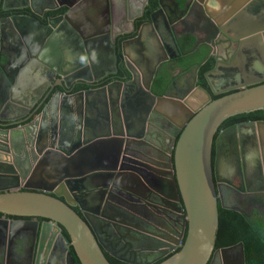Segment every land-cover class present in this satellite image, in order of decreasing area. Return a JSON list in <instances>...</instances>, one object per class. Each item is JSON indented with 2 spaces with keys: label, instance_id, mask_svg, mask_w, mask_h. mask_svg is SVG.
<instances>
[{
  "label": "water",
  "instance_id": "water-1",
  "mask_svg": "<svg viewBox=\"0 0 264 264\" xmlns=\"http://www.w3.org/2000/svg\"><path fill=\"white\" fill-rule=\"evenodd\" d=\"M10 1L28 13L13 17L11 26L0 22V213L35 219L0 222L4 232L20 225L32 234L29 258L27 239H17L20 264H77L70 247L80 264H111L107 253L129 264H154L177 243L181 250L159 264H215L221 258L246 264L242 244L234 258V246L215 250L219 202L236 209L225 204L231 192L264 195V120L220 127L231 117L264 110V17H254L264 0H223L229 9L219 14L197 0L207 26L224 43H237L245 64L236 74L237 54L228 64L217 57L207 76L211 92L199 86L183 99L152 91L160 55L167 58L169 50L161 34L166 19L151 15L135 37L117 45L125 22L136 30L133 10L143 13L149 0H121L118 17L114 1L101 0L105 29L83 28L79 21L89 0H0V12ZM155 1V15L162 14L163 0ZM190 1H180V19L191 15ZM184 36L172 34L177 49ZM193 36L196 47L209 41ZM120 70L122 77L105 87L73 92L78 83H97ZM214 74H227L224 88L211 81ZM223 92L228 93L212 99L211 93ZM230 130L238 137L233 147L240 171L232 174V168L223 177L232 164L222 167L218 150ZM96 218L105 219L104 225H96Z\"/></svg>",
  "mask_w": 264,
  "mask_h": 264
},
{
  "label": "flooded vegetation",
  "instance_id": "flooded-vegetation-1",
  "mask_svg": "<svg viewBox=\"0 0 264 264\" xmlns=\"http://www.w3.org/2000/svg\"><path fill=\"white\" fill-rule=\"evenodd\" d=\"M114 1V5L117 8L116 10V17L121 16L123 14V7L121 6V0H113ZM180 1H184V0H163V8H162V14L159 15H155V12L159 11V5L157 3V1L155 0H149L147 4H145L143 6L144 11L142 13V10H140L139 8L136 10H133L134 15H138L139 17L135 20V25H136V30L133 32L132 28L130 26L129 22H123L125 25H123L124 28V34L118 36L117 38V45L120 48V41H124L127 39H131L133 37H135L137 30H139V28L146 22L149 20V17L151 15H154L155 18L158 17L159 20H161L163 23L164 21L162 19H166L167 21V25H165V23L163 24L162 28H161V34L162 37L164 39V41L168 44V55L167 58L164 57V55H160V59L162 60L161 62V67L160 70L156 73L155 78L153 80V84H152V91L153 93L157 94V95H165L168 94L169 96H173L175 98H180L183 99L186 96H188L189 94H191L195 88H198L199 86L205 87L206 89H208L210 91V86L208 84V79L207 76L209 75V73L214 70L217 66V61L215 60L217 57L220 60H224L225 64L230 63L235 55L237 54L238 50L240 49V46L237 43H231V42H223V38L221 36V34L217 31H215L214 29L210 28L207 26V18L206 16L203 14V10L201 8L200 3H198V1L193 0V2H189L188 6H190V13L191 15L189 17L184 16V18H181V15L183 14V3ZM223 0H205V10H209V11H214V13L219 14L225 7L227 8V10L229 9V6H225L226 3L222 2ZM180 2V5H179ZM23 4V3H22ZM117 4V5H116ZM178 4V8L176 7V5ZM134 5L136 7H138L139 3H134ZM12 6H14L15 8H13ZM18 5V2L15 1H10L9 3L6 4V7L9 8L7 10H1L0 12V22H2V24L4 26H11L10 25V21L13 17H16L17 15H26L27 13H21V11L26 10L25 8L23 9H19L16 8ZM1 7H4V4H1ZM257 12L254 15V17L256 19L258 18H263L264 17V7L262 8L261 6L257 5ZM219 11V12H218ZM57 12V11H54ZM57 15V14H55ZM52 15V16H55ZM195 15V16H194ZM49 16H51L50 12H46L45 16L42 17V20H46ZM206 21H205V20ZM261 20L258 21V23ZM102 22H106V19H103ZM106 27V23L102 26H100V28H104ZM130 31V32H127ZM182 33L185 34L187 37H194L193 35H195L196 37H198L199 40L205 41V40H209L207 43H200V45H198L196 47V42L193 46L191 47H187L185 44V36L181 37V45L179 47V49H177V47L175 46V44H173L172 41V34H177V33ZM195 38V37H194ZM196 39V38H195ZM155 47H158V45H154ZM108 46L106 44L105 49H107ZM166 48V49H167ZM252 59L255 60L253 57V55L251 54ZM240 54H237L234 63H235V73L236 74H242L243 72V67H244V61L242 59L239 58ZM121 58L119 59L120 62ZM211 61L214 62L213 67L210 70H207L203 73V77H201V72L203 70V68L208 64L211 63ZM170 69H173L174 72H169ZM222 71H224L225 73L227 72L224 68L222 69ZM123 75L122 71L120 70L119 73L117 75H113L110 76L109 78L107 77L106 79H103L100 82L97 83H93L90 84V88L86 89V90H90V89H100L102 87L107 86L108 84H110L115 78V76H117V78H121ZM227 76V74L222 75V74H214V76L210 77L211 81L214 84H217V86L219 87V89L224 88L226 86V81H225V77ZM229 76V74H228ZM251 77L247 78L250 79ZM109 80L106 84H103L104 81ZM130 80V78L128 79ZM79 84V83H78ZM165 84V85H164ZM60 90L59 87H57L55 91ZM211 92V91H210ZM228 92H223V93H219L218 95H214L213 93H211L212 95V99H215L216 97H220L223 96L224 94H227ZM28 120L25 121H16V122H9V123H5L7 128H10V126L16 127L21 125V124H27ZM30 122V121H29ZM247 122V121H244ZM242 123V122H239ZM239 123H235L232 125H237ZM232 125H228L225 128H222V130L228 129L230 127H232ZM175 131H178L177 129H175ZM238 139L236 132H233V130H230L224 140V145L221 146L220 144V148L218 150L219 156L222 157L221 159L225 158L226 161H229L228 163H231L232 165H225L227 166L228 170H224V172L222 173L221 176L226 177V174H229L233 168L234 172L232 174H237L239 173L238 169H237V165H236V157L235 155L238 154V149L236 150L233 145L235 143V141ZM224 147V148H223ZM217 151L214 150V154H216ZM232 161V162H231ZM231 174V173H230ZM229 176V175H228ZM235 175H232V177ZM147 179L149 178V176L146 174ZM8 183L10 184H15L17 182V180H15L14 178H9L7 179ZM251 181V182H250ZM249 182L253 185V188L257 189L258 185L256 183L253 182L252 179L249 178ZM111 198H114L113 194H110ZM258 198V199H257ZM262 200V201H261ZM264 195L262 193L259 192H254L251 196L246 197L245 199H239L238 201V205H236V207L238 209H246L248 211L251 212V210L256 207L257 205H262V207H264ZM254 202V204H252ZM78 210V207L76 208ZM0 219L5 221V220H9V221H13V220H20V219H35V218H14L11 216H7V215H2L0 216ZM97 220L95 221V224L101 227V224L104 225V223H102L103 221H105V219L103 218H96ZM39 222H43V219H38ZM175 222L178 224L179 223V219L177 217H175ZM181 224H183V222L180 220ZM4 225L3 222H0V264H20L21 262L18 260L20 254L18 253V245H17V239L18 238H22V239H27L25 242V255L30 256V251L31 250V244L33 243V237L32 234L30 232L27 231H23L20 229L22 228V226L18 225V226H12L11 229L9 227V230L6 229V231L4 232ZM19 228V232L18 231ZM170 229L175 231V224L172 223V225L169 227ZM168 228V229H169ZM177 230V229H176ZM10 231V232H9ZM17 232V233H16ZM167 232V231H166ZM181 232V229L179 230L178 233ZM99 234H102L100 231H98ZM168 234L169 231H168ZM179 239V238H178ZM180 247V243L175 244L172 249L170 250V252L166 255L168 256L169 254L175 252L177 250V248ZM236 247L233 252H230V257L234 258V256H236L239 253V248L238 245L234 246ZM111 250L113 252H116V254L118 255H123L124 250H119L116 251L113 247H111ZM110 254V253H109ZM225 258H221L219 263H215V264H225ZM228 258L226 259V262L228 264ZM26 264H30L27 260Z\"/></svg>",
  "mask_w": 264,
  "mask_h": 264
},
{
  "label": "trees",
  "instance_id": "trees-1",
  "mask_svg": "<svg viewBox=\"0 0 264 264\" xmlns=\"http://www.w3.org/2000/svg\"><path fill=\"white\" fill-rule=\"evenodd\" d=\"M21 13H28V10H23L21 11ZM50 14L55 15L57 14V12H50ZM184 42L187 47H191L195 44L194 38L189 36L185 37ZM213 65H214L213 61H211V63H208L203 68L201 72V77H203V73L207 70H210L213 67ZM108 81L109 80L104 81L103 84H106ZM88 88H90L89 84L79 83L75 85L73 92L79 90H86ZM42 107L38 109L37 113L41 111ZM258 120H264V110H259L251 113H244L231 117L221 125L220 130L222 128L227 127L228 125H232L235 123L244 122V121H258ZM29 121L30 119L27 122ZM11 127L12 126H10V128ZM2 215L3 214L0 213V216ZM62 233L63 236L66 239H68V241H70V237L64 228H62ZM185 240H186V233L183 237L182 245L184 244ZM239 244L243 245L246 264H264V212L260 213L257 210H253L250 212L246 209L226 208L223 207L222 204L219 202V228L217 231L215 250L226 247L237 246ZM181 247L177 248L175 252H173L172 254L168 255L167 257L161 259L160 261L154 264L161 263L162 261L173 255L174 253L180 251ZM70 252L73 258L75 259L76 263L80 264L79 259L73 247H70ZM106 255L109 261L111 262V264H129L120 261L119 259L111 256L109 253H107Z\"/></svg>",
  "mask_w": 264,
  "mask_h": 264
},
{
  "label": "crops",
  "instance_id": "crops-1",
  "mask_svg": "<svg viewBox=\"0 0 264 264\" xmlns=\"http://www.w3.org/2000/svg\"><path fill=\"white\" fill-rule=\"evenodd\" d=\"M89 1L90 2H88L87 5H85V8L82 9V11L79 12L78 19H79V21L82 22L83 28L86 27V24H89V25L93 26L94 29H98V28H100V26H102V24H103L102 21H103V19H105V16H106L105 12H104L105 3L103 1L100 2L101 0H89ZM220 143H221V146L225 144L223 141H221ZM221 158L222 157H220V165L222 167H224V165H226L225 163L228 162V161H226L225 158H223V159H221ZM244 195L238 194L236 192H231V196H230V194H228L226 196L225 204H227L229 206H236V205L239 204L238 203L239 199H245L246 197L251 196L252 194H250V195L246 194L245 196ZM88 204H89L88 205L89 207H92V206L94 207L95 206V200L94 199H90ZM252 204H254V202ZM253 210H257L258 212L262 213V212H264V207H262V205L261 206L257 205L251 211H253ZM120 226L124 227L122 225H120ZM144 226H146V225L144 224ZM135 230L139 231L136 228H135ZM145 252L146 253L148 252L149 254H152V253H155L157 251H149V250H147ZM139 253H141L142 255L145 254L144 252H139Z\"/></svg>",
  "mask_w": 264,
  "mask_h": 264
},
{
  "label": "rangeland",
  "instance_id": "rangeland-1",
  "mask_svg": "<svg viewBox=\"0 0 264 264\" xmlns=\"http://www.w3.org/2000/svg\"><path fill=\"white\" fill-rule=\"evenodd\" d=\"M239 250V249H238ZM240 251V250H239ZM172 254V253H171ZM170 255V254H169Z\"/></svg>",
  "mask_w": 264,
  "mask_h": 264
}]
</instances>
